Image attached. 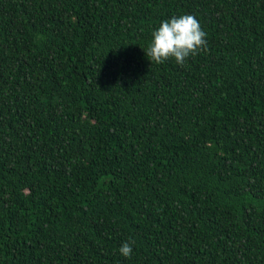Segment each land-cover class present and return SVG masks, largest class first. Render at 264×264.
Here are the masks:
<instances>
[{
    "label": "trees",
    "instance_id": "obj_1",
    "mask_svg": "<svg viewBox=\"0 0 264 264\" xmlns=\"http://www.w3.org/2000/svg\"><path fill=\"white\" fill-rule=\"evenodd\" d=\"M0 264H264V0H0Z\"/></svg>",
    "mask_w": 264,
    "mask_h": 264
},
{
    "label": "clouds",
    "instance_id": "obj_2",
    "mask_svg": "<svg viewBox=\"0 0 264 264\" xmlns=\"http://www.w3.org/2000/svg\"><path fill=\"white\" fill-rule=\"evenodd\" d=\"M206 35L194 15L182 14L163 20L159 27L153 30L147 48L143 49L151 63L159 65L169 58H174L178 65L183 66L189 56H195L198 51L206 50ZM133 244L134 241H125L119 248L120 254L130 258Z\"/></svg>",
    "mask_w": 264,
    "mask_h": 264
}]
</instances>
